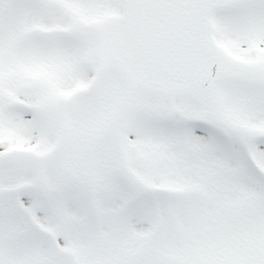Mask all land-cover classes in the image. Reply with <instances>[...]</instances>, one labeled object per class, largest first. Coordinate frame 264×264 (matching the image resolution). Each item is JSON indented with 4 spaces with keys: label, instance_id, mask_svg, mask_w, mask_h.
Instances as JSON below:
<instances>
[{
    "label": "snow or ice",
    "instance_id": "1",
    "mask_svg": "<svg viewBox=\"0 0 264 264\" xmlns=\"http://www.w3.org/2000/svg\"><path fill=\"white\" fill-rule=\"evenodd\" d=\"M0 264H264V0H0Z\"/></svg>",
    "mask_w": 264,
    "mask_h": 264
}]
</instances>
